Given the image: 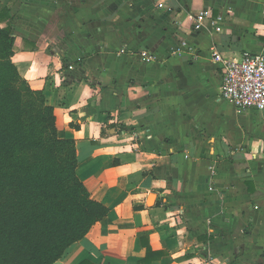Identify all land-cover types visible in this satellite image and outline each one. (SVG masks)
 Instances as JSON below:
<instances>
[{
  "label": "crops",
  "instance_id": "0c3cea01",
  "mask_svg": "<svg viewBox=\"0 0 264 264\" xmlns=\"http://www.w3.org/2000/svg\"><path fill=\"white\" fill-rule=\"evenodd\" d=\"M5 8L13 62L54 107L80 180L109 208L59 264H264V114L222 98L214 60L264 54V0Z\"/></svg>",
  "mask_w": 264,
  "mask_h": 264
},
{
  "label": "trees",
  "instance_id": "16d2710c",
  "mask_svg": "<svg viewBox=\"0 0 264 264\" xmlns=\"http://www.w3.org/2000/svg\"><path fill=\"white\" fill-rule=\"evenodd\" d=\"M11 17L0 10V264H59L109 208L80 180L76 143L59 136L54 107L13 62L15 36L1 26Z\"/></svg>",
  "mask_w": 264,
  "mask_h": 264
},
{
  "label": "built area",
  "instance_id": "2783aa9c",
  "mask_svg": "<svg viewBox=\"0 0 264 264\" xmlns=\"http://www.w3.org/2000/svg\"><path fill=\"white\" fill-rule=\"evenodd\" d=\"M159 6L163 7V4ZM204 18L203 13L198 16L197 29H200ZM219 19L213 21L217 31L222 29L218 25ZM142 56L147 61L153 57L148 50L143 51ZM214 60L223 72L222 98L241 111L253 109L264 114V54L245 52L240 58H225L216 53Z\"/></svg>",
  "mask_w": 264,
  "mask_h": 264
},
{
  "label": "water",
  "instance_id": "95a60500",
  "mask_svg": "<svg viewBox=\"0 0 264 264\" xmlns=\"http://www.w3.org/2000/svg\"><path fill=\"white\" fill-rule=\"evenodd\" d=\"M153 197H154V196L152 195V196H151L152 200H153Z\"/></svg>",
  "mask_w": 264,
  "mask_h": 264
}]
</instances>
